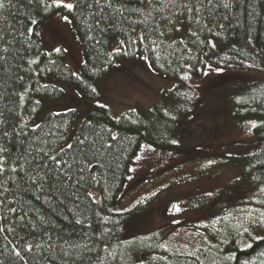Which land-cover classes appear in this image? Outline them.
<instances>
[{"label": "trees", "instance_id": "16d2710c", "mask_svg": "<svg viewBox=\"0 0 264 264\" xmlns=\"http://www.w3.org/2000/svg\"><path fill=\"white\" fill-rule=\"evenodd\" d=\"M88 3L91 6L75 0L69 13L84 58L79 75L66 64L64 51H45L37 34V29L56 16L61 7L45 0H33L31 4L27 0H12L8 4L5 0L6 7L0 9V112L3 113L0 120L4 121L0 124V145L8 148V153L2 154L8 170L0 176L3 181L0 227L5 229L0 232V261L3 264H35L38 259L40 264L263 262L264 238L254 239L251 247L242 248L246 240L228 231L219 260L202 262L197 256L171 251L164 243L158 245L156 233L145 234L139 226H126L144 204L122 214L116 213L115 208L135 185L130 178L139 169L141 159L137 158L143 149L160 163L165 162L164 158L173 162L180 151H198L174 147L169 140L180 122L198 107L204 94L228 85V73L222 77L212 74L204 82L210 66L221 70L224 64L236 63L264 71V0H231L228 7L224 6L225 0L211 3L111 0V6L108 0H100L99 4L88 0ZM118 39H122L120 49L112 52V44ZM140 47L145 50L150 70L174 80L176 86L163 90L151 109L129 111L114 118L97 90L98 83L114 70L115 60L134 61ZM45 75L72 87L83 101L95 103L72 140V149L65 145L79 119L76 109L51 113L36 127L25 121L43 108L37 102L38 97L53 102L65 95L61 88L43 83ZM252 101L250 108L239 104L234 117L239 123H255L253 141L227 146L252 149L246 158H233L232 163H227L233 168L242 166L245 180L264 176V85L252 91ZM5 131L9 133L7 137L3 136ZM79 140L84 144L80 145ZM61 148L62 159L75 161L74 179L68 186H45L41 191L29 179L37 175L34 162L29 161L42 156L41 149L56 155ZM201 150L205 148L198 152ZM165 151L170 153L161 157L160 152ZM205 153L206 158L228 160L226 156ZM12 167L17 168L16 173L10 171ZM80 168L82 173L77 172ZM79 175L84 179L75 184ZM159 198H151L150 202ZM21 216L23 220L19 219ZM77 220L81 223H76ZM136 233L141 235L130 241ZM37 243L42 247L35 248ZM28 244L34 246L31 252L26 250ZM14 249L21 252L23 260L15 255Z\"/></svg>", "mask_w": 264, "mask_h": 264}, {"label": "rangeland", "instance_id": "374dc122", "mask_svg": "<svg viewBox=\"0 0 264 264\" xmlns=\"http://www.w3.org/2000/svg\"><path fill=\"white\" fill-rule=\"evenodd\" d=\"M45 1L54 4L53 0ZM230 1L225 0L227 4ZM64 2L74 4L75 0ZM61 8L56 16L37 29V34L45 51H64L66 64L75 75H79L84 59L80 39L70 19L71 11ZM139 31L138 27L137 34ZM121 44L122 39L116 40L112 44V52L119 51ZM240 66L241 64L228 63L221 70L210 66L213 72L208 71L204 82L211 79L212 74H215L214 77H222L228 73V85L204 94L198 107L180 122L169 140V144L177 148L194 151L205 148V151H180L173 162H167L164 158L165 162L160 163L155 162L153 154L149 155L143 149L139 169L137 172L134 170L130 178V182L135 185L115 208L116 213L122 214L140 203L144 204L126 226H139L145 234L156 233L154 238L158 245L164 243L169 250L197 256L202 262L219 260L218 255L228 241V231L241 235L247 241L242 244V248H247L254 239L264 238V176L245 180L242 166L233 168L227 165L229 161L233 162V158H246L252 152L251 148L227 146L253 141L255 123H239L234 114L239 104L250 108L253 104L252 91L264 85L263 70ZM114 67L97 86L106 108L114 118L129 111L151 109L163 90L176 86L174 80L150 70L142 47L138 49L134 61L117 59ZM42 81L61 88L65 95L53 102L38 97L37 102L43 108L34 116L26 117L25 121L36 127L51 113L66 108L76 109L79 119L67 142L71 143L95 103L83 101L72 87L63 85L52 77L45 75ZM206 151L213 156H226L228 160L206 158ZM169 153L160 152V156H168ZM147 169H150L149 172ZM228 186L231 187L229 197ZM95 194L96 192L94 197ZM157 196L160 198L156 202H150L151 198ZM202 203L206 208H214L205 217L199 211ZM140 235H132L130 241H136V236ZM260 264H264V261Z\"/></svg>", "mask_w": 264, "mask_h": 264}, {"label": "snow or ice", "instance_id": "6c2138e0", "mask_svg": "<svg viewBox=\"0 0 264 264\" xmlns=\"http://www.w3.org/2000/svg\"><path fill=\"white\" fill-rule=\"evenodd\" d=\"M41 2H43V0H41ZM149 3H151V0H148ZM174 2V0H173ZM12 0H8V4H11ZM28 4L33 3V0H27ZM53 3L57 6V7H63L69 11H71L75 5L72 3H65L64 0H53ZM80 3L85 5V6H91L88 3V0H80ZM95 4H99L100 0H94ZM109 6H111V0H108ZM209 3H211V0H209ZM225 7H228V4L225 3L224 4ZM6 7L5 4V0H0V9H4ZM185 8H188V4L184 5ZM65 20H67V17H64ZM33 23H35V21H33ZM214 47V45H213ZM6 51V49H5ZM57 52H59V49H56ZM206 74V73H205ZM184 79H187V77H184ZM22 98V97H21ZM103 107V106H101ZM0 116H3V113L0 112ZM4 121L0 120V124H3ZM253 127H255V125L253 124ZM9 135V133L7 131H5L3 133L4 137H7ZM113 139H115V137H113ZM175 142V141H174ZM78 143L80 145L84 144L83 140H79ZM68 149H72L73 148V144L68 143L67 145ZM41 152H43L42 156L39 157H33V161H29V163H33L34 162V170L37 173L36 176H29V179L31 180L33 185H37L40 188L41 191L44 190L45 186L51 187V188H55L57 184H60L61 186H68L70 181H73L74 179V175L72 172L73 169V164L75 163V161L73 162H69L67 160L62 159L61 153H63V148L60 149V152H58L56 155H49L48 151H45L43 149L40 150ZM4 153H8V148L4 145H0V176H3V174L8 170L5 165H6V160L5 157L2 155ZM19 159V158H17ZM139 159V157L137 158ZM23 166H21L22 169ZM11 172L16 173L17 172V168L16 167H12L10 169ZM43 173L42 176L39 175V173ZM78 173H82L83 172V168H80L77 170ZM84 179V177L82 175H79L78 178L75 179V184H79L82 180ZM3 184V181H0V185ZM4 191H8L7 188L4 189ZM0 195H2V193H0ZM90 195V193H89ZM0 203H3L2 201H0ZM10 211L15 212V209H10ZM27 215V213H25V216ZM20 220H23L24 217L21 216L19 218ZM43 217H41V221L43 222ZM76 223H81V221L77 220ZM22 226H26V225H22ZM35 227V226H33ZM9 231H14V229L9 228ZM5 229L3 227H0V232H4ZM245 231H247V229H245ZM31 234V233H30ZM248 247H251V245H247ZM33 245L32 244H28L26 250L28 252H31L33 250ZM42 245L37 243L35 244V248L39 249L41 248ZM51 247V246H49ZM15 255L17 257H19L21 260L24 259V257L21 255V252L19 250H15ZM65 255H68V253H65ZM229 259H233L234 257H228ZM44 259V258H41ZM0 264H3L2 261H0ZM35 264H40V260H36ZM245 264H247V262H245Z\"/></svg>", "mask_w": 264, "mask_h": 264}, {"label": "flooded vegetation", "instance_id": "af4514ba", "mask_svg": "<svg viewBox=\"0 0 264 264\" xmlns=\"http://www.w3.org/2000/svg\"><path fill=\"white\" fill-rule=\"evenodd\" d=\"M230 189H231V187L228 186V197H229V195H230ZM222 195H224V194H222ZM202 204H203V205L200 207L199 211L202 212L203 215H204V217H205V216H206V213H208L210 210H212V209H214V208L209 209V208H206V207H205V204H204V203H202ZM228 207H229V202H228ZM228 209H229V208H228ZM228 213H229V212H228Z\"/></svg>", "mask_w": 264, "mask_h": 264}]
</instances>
